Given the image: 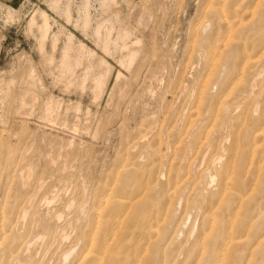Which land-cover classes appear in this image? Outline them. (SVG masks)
I'll return each mask as SVG.
<instances>
[{
    "label": "rangeland",
    "instance_id": "374dc122",
    "mask_svg": "<svg viewBox=\"0 0 264 264\" xmlns=\"http://www.w3.org/2000/svg\"><path fill=\"white\" fill-rule=\"evenodd\" d=\"M263 130L264 0H0V264H264Z\"/></svg>",
    "mask_w": 264,
    "mask_h": 264
},
{
    "label": "bare ground",
    "instance_id": "6f19581e",
    "mask_svg": "<svg viewBox=\"0 0 264 264\" xmlns=\"http://www.w3.org/2000/svg\"><path fill=\"white\" fill-rule=\"evenodd\" d=\"M241 21V20H240ZM241 25V24H240ZM47 26V25H46ZM236 26H237V24H236ZM46 30V29H45ZM229 39H230V37H229ZM225 47V46H224ZM247 48V47H246ZM105 50V49H104ZM249 50V49H248ZM258 52V51H257ZM255 54V53H254ZM68 56H67V54L65 53V55H64V59H63V62L66 64V65H69V63H68V58H67ZM254 57H255V55H254ZM259 59V58H258ZM240 60V59H239ZM242 62V61H241ZM245 68V67H244ZM244 72V71H243ZM245 116V115H244ZM42 128V127H41ZM48 128V127H47ZM262 132V131H261ZM260 132V133H261ZM263 133H264V130H263ZM60 134V133H59ZM241 137V136H240ZM258 137V136H257ZM228 138V137H227ZM236 140V139H235ZM264 141V140H263ZM222 142V141H221ZM238 150V149H237ZM223 158V157H222ZM215 159V158H214ZM218 159V158H217ZM215 162H216V160H215ZM225 169V168H224ZM224 169H223V171H224ZM262 169V168H261ZM229 171H231V169L229 170ZM189 172V171H188ZM221 172V171H220ZM233 172V171H232ZM169 173V172H168ZM228 173H230V172H228ZM235 173V172H234ZM254 173V172H253ZM178 174H175V176H177ZM201 175V174H200ZM224 175V174H223ZM226 175H227V173H226ZM234 174L232 173V175L231 176H233ZM199 176V175H198ZM203 176V175H202ZM205 176V175H204ZM256 176V175H255ZM255 176H253V177H255ZM187 177V176H186ZM216 177V176H215ZM228 176H226V178H227ZM259 177V176H258ZM200 178V177H199ZM226 178H224V177H222V181H221V185H220V188H221V190L222 191H225L226 189H227V184H231V182H229V183H227L226 182ZM177 179V178H176ZM230 179H232V177H230ZM255 179V178H254ZM203 180V179H202ZM229 180V179H228ZM254 181H256V179L255 180H253V182ZM149 183V182H148ZM173 183H175V182H173ZM176 184V183H175ZM208 184H210V182H208ZM253 184V183H252ZM181 185V184H180ZM234 185V184H233ZM207 186V185H206ZM229 186V185H228ZM177 187V186H176ZM194 187V186H193ZM231 186H229V188H230ZM108 188V187H107ZM190 188V187H189ZM250 188V187H249ZM254 188V187H253ZM210 189V188H209ZM232 189V188H231ZM112 190V189H111ZM176 190V189H175ZM174 190V191H175ZM216 190V189H215ZM230 190V189H229ZM249 190V189H248ZM113 191V190H112ZM187 191V190H186ZM250 191V190H249ZM254 191V190H253ZM107 192V191H106ZM171 192H173V191H171ZM187 193V192H186ZM222 193V192H221ZM241 193V192H240ZM227 194H229V193H227ZM226 194V195H227ZM238 194V193H237ZM224 195V194H223ZM240 195V194H239ZM242 195V194H241ZM218 196V195H217ZM248 197H249V195H247ZM135 199V198H134ZM169 199V198H168ZM223 198H221V200H222ZM131 200H133V198L131 199ZM139 200V199H138ZM196 200H198V199H196ZM200 200V199H199ZM217 200H218V198H217ZM223 200H225V199H223ZM240 198L239 199H237V201H238V203H241L242 204V201L240 202ZM102 201H103V205H109L111 208H112V212H114V213H117L119 210L120 211H122V210H126V209H129L130 211H131V207L134 205L133 203H131V201H127L126 199H122V198H117V197H111V195L109 196V195H107V196H105V197H103L102 198ZM201 202V201H200ZM235 202V201H234ZM29 204H30V202H29ZM34 204V203H33ZM139 204V203H138ZM93 205V204H92ZM101 206V205H100ZM220 206V205H219ZM235 206V205H234ZM28 207V206H27ZM104 207H106V206H104ZM217 207V206H216ZM245 207H246V205H245ZM29 208H30V206H29ZM102 208V207H101ZM188 208V207H187ZM242 208V207H241ZM235 207H232V209L231 208H229L228 209V215H227V217H229L230 216V213L232 214V217H234V218H239V215L236 213V211H235ZM24 210V209H23ZM101 210V209H100ZM128 210V211H129ZM169 210V209H168ZM167 210V211H168ZM240 210V209H239ZM28 211V210H27ZM102 211V210H101ZM166 211V212H167ZM218 212H219V210H217ZM216 211V212H217ZM124 212V211H123ZM169 212V211H168ZM217 212V213H218ZM86 213V212H85ZM100 213V212H99ZM128 213V212H127ZM213 213V212H212ZM124 214V213H123ZM122 214V215H123ZM216 214V213H215ZM61 215V214H60ZM117 215V214H116ZM125 215V214H124ZM99 216V215H98ZM4 217V216H3ZM100 217V216H99ZM127 217V216H126ZM165 217H166V215H165ZM207 217V216H206ZM101 218V217H100ZM3 219V218H2ZM99 219V218H98ZM175 220V219H174ZM210 220V219H209ZM2 222V221H1ZM212 222V221H211ZM217 222V221H216ZM235 222V221H234ZM213 223V222H212ZM215 223V222H214ZM118 224V223H117ZM235 224V223H234ZM253 224V223H252ZM252 224H250V227H248V229L249 228H251V225ZM160 226V225H159ZM213 226V225H212ZM234 226V225H233ZM233 226H232V228H233ZM212 228V227H211ZM214 228V227H213ZM228 228H229V226H228ZM93 229V228H92ZM231 229V228H230ZM11 230V229H10ZM151 231H152V229L150 230V233H151ZM207 231V230H206ZM4 232V231H3ZM104 232V231H103ZM182 232V231H181ZM97 233V232H96ZM153 233V232H152ZM157 233H158V231H157ZM232 233V232H231ZM117 234V233H116ZM224 234L226 235V233L224 232ZM3 235H5V234H3ZM151 235V234H150ZM95 236V235H94ZM93 236V237H94ZM201 236H202V234H201ZM206 236V235H205ZM219 236V235H218ZM264 236V235H263ZM150 237V236H149ZM200 237V236H199ZM207 237V236H206ZM201 238V237H200ZM232 235H231V237H230V241H229V243H230V245H231V241H233L232 239ZM256 238V237H255ZM204 239H206L205 237H204ZM238 240V239H237ZM90 241V240H89ZM92 241V240H91ZM202 241V240H201ZM204 241V240H203ZM88 242V241H87ZM93 242V243H92ZM92 242H90L88 245H87V249L82 253V259H84V260H87V263L88 264H107V263H109V262H111L112 260H113V255H112V251H111V248H110V246H111V244L110 245H107L106 243L104 244V245H99L98 247V250H97V252L95 251V250H93L94 249V241H92ZM225 242V241H224ZM259 242V241H258ZM33 243V242H32ZM111 243V242H110ZM200 243V242H199ZM198 243V244H199ZM25 244V243H24ZM113 245V244H112ZM199 245H201V243L199 244ZM257 246V245H256ZM7 247V246H6ZM70 248V247H69ZM68 248V249H69ZM143 248H144V246H143ZM229 248V247H228ZM221 249V248H220ZM9 250V249H8ZM204 250V249H203ZM219 250V249H218ZM224 251V250H223ZM228 251H229V249H228ZM227 251V252H228ZM2 252V251H1ZM218 252V251H217ZM220 252H221V250H220ZM25 254V253H24ZM71 254V253H70ZM164 255H166V254H164ZM216 255H217V253H216ZM220 255H221V253H220ZM13 256V255H12ZM68 256H69V253H66L65 254V257H64V259H66V258H68ZM145 256V255H144ZM163 256V255H162ZM1 257V256H0ZM63 257V256H62ZM164 257H166V256H164ZM217 257H221V256H217ZM31 258V257H30ZM71 258V257H70ZM206 259V258H205ZM143 260V259H142ZM141 260V261H142ZM162 260H163V257H162ZM164 260H165V258H164ZM200 260V259H199ZM225 260V259H224ZM62 261V260H61ZM10 262V261H9ZM19 262V261H18ZM131 262H132V260H131ZM140 262V261H139ZM143 262V261H142ZM142 262L140 263V264H142ZM166 262V261H165ZM201 262V261H200ZM200 262H199V264H200ZM216 262V261H215ZM11 263V262H10ZM223 263V262H222ZM16 264V263H15ZM131 264V263H130ZM134 264V263H133ZM217 264V263H216Z\"/></svg>",
    "mask_w": 264,
    "mask_h": 264
}]
</instances>
